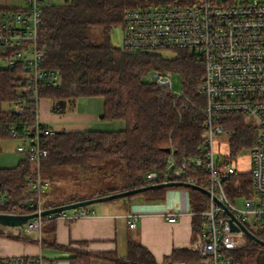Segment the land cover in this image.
Here are the masks:
<instances>
[{"label": "built area", "instance_id": "built-area-1", "mask_svg": "<svg viewBox=\"0 0 264 264\" xmlns=\"http://www.w3.org/2000/svg\"><path fill=\"white\" fill-rule=\"evenodd\" d=\"M24 8L0 13V70L23 68L27 84L17 88L20 100L12 108L14 114L25 116L32 111L31 121L24 120L9 128V135L18 141L17 153L29 164L24 192L17 198L0 192V214L31 215L16 233L41 245L43 226L56 219L78 221L92 213L86 207L41 216L45 211V195L52 182L43 175V164L48 152L42 146L45 137L58 131L46 127L39 118L41 91L56 87L61 82L57 71L46 69L45 52L39 49V29L44 6L49 0H27ZM123 51L150 53L187 51L197 53L203 60V72L196 94L201 101L190 105L204 117V147L200 154L177 158L171 150L162 173L145 176L147 186L158 183L183 182L199 186L210 194L208 208L192 210L198 230L186 249L190 259H166L164 264H238L236 254L247 245V233L264 236V2L243 1L221 3L219 0H198L187 6L138 7L129 9L123 18ZM148 81L167 87L178 98L183 91L172 88L171 72H151ZM34 105V108H30ZM240 115L254 132L252 145L240 137L242 145L233 152V131L224 128L222 116ZM230 137L226 143L230 154L220 158L215 150L217 138ZM250 143V140H249ZM251 149V170L239 172L232 164L237 152ZM248 173L251 197H230V177ZM204 177V178H203ZM160 181V182H159ZM239 188V182H234ZM245 198L239 208L236 200ZM237 228L232 230L230 222ZM169 222L178 219L176 213L167 215ZM130 229H136L137 218L129 216ZM33 237V238H32ZM1 264H42L40 258L14 257L2 259Z\"/></svg>", "mask_w": 264, "mask_h": 264}, {"label": "trees", "instance_id": "trees-1", "mask_svg": "<svg viewBox=\"0 0 264 264\" xmlns=\"http://www.w3.org/2000/svg\"><path fill=\"white\" fill-rule=\"evenodd\" d=\"M49 1L51 4L42 9L38 46L45 52V68L57 71L61 82L56 87L42 90L41 97L52 101L66 100L72 104L81 98H103L102 120L121 122L125 128L121 131L57 132L54 136L45 137L42 146L47 150L48 158L42 168L44 177L52 182L50 174L61 168L74 167L90 172L106 164H115L117 170L127 174L132 184L126 190H131L146 187L148 183L144 179L148 173L164 171L171 155L166 152L168 148L178 159L200 154L204 147V117L190 105L189 99L197 103L201 101L196 90L203 72L202 58L187 51H173L172 58L162 56L161 52L127 53L111 43V32L122 27L125 12L129 9L182 7L198 0ZM94 29L101 33L98 42L94 40ZM156 70L180 74L185 97L178 98L169 88L148 81V75ZM26 82L23 68L0 70V105L15 107L20 100L17 88L26 86ZM32 115L30 110L25 116L14 114L12 109L0 110V154L3 141L11 138L10 126L24 120L31 121ZM221 119L225 130L233 131V152L242 145L240 137L252 145L255 135L243 116L225 115ZM28 169L29 164L25 161H20L12 169L0 168V188L13 198L22 195ZM230 178L228 188L232 199L235 196L251 197L250 176L238 174ZM203 180L199 186H205ZM236 181L239 182L238 189L234 188ZM163 190L133 196L151 195ZM187 190L194 210L208 208L209 198L205 194ZM116 192L109 191L92 198ZM83 200L74 198L60 204ZM50 207H55V203H45V208ZM55 223V220L46 223L49 233H54ZM193 224L194 231H197L198 223ZM256 236L264 241L261 233ZM16 238L17 241L30 242L26 237ZM41 245H47L43 237ZM92 258L100 256L78 251L70 264H91ZM170 258L186 260L190 255L185 250H177ZM236 260L238 264H264V246L247 239V245L237 252ZM113 261L115 264H156L150 251L133 241L129 242L127 259L113 257Z\"/></svg>", "mask_w": 264, "mask_h": 264}, {"label": "crops", "instance_id": "crops-1", "mask_svg": "<svg viewBox=\"0 0 264 264\" xmlns=\"http://www.w3.org/2000/svg\"><path fill=\"white\" fill-rule=\"evenodd\" d=\"M26 5H28L27 0H0V13L24 8ZM81 99H85L89 105L92 104V111H84L79 115L68 117L70 125L61 129L51 127L48 121L53 118H49L48 121H44L46 127H51L58 132L70 133L93 131L97 126L99 129L97 131L124 130L125 125L121 122L102 120L103 98ZM61 115L58 114L59 121L63 119ZM0 161L4 166L0 168L12 169L22 161V156L18 154L15 158L8 160L1 158ZM48 194L49 190L45 195V203L49 202ZM65 201L66 199L56 201L55 207L69 204H60ZM194 209L190 191L181 187L167 188L163 192H153L151 195H138L118 201L98 203L88 209L92 214L87 218L73 222L56 219L54 233H49L50 229L45 224L42 237L47 241L46 246L33 243L34 241L30 239L29 243L9 241L8 246L13 247L12 254L7 253V257L0 259L28 257L40 258L42 264H70L71 258L75 257L78 251H88L100 256V258H92L91 264H97L98 261L115 264L113 257L127 259L131 240L150 251L153 257L167 259L177 250L186 251L190 245L194 235L193 223L196 221L190 213ZM169 213L178 215L176 222L168 221ZM129 216L137 218L136 229L129 228ZM0 233L4 232L0 229ZM16 237L14 235L11 238L17 239Z\"/></svg>", "mask_w": 264, "mask_h": 264}, {"label": "rangeland", "instance_id": "rangeland-1", "mask_svg": "<svg viewBox=\"0 0 264 264\" xmlns=\"http://www.w3.org/2000/svg\"><path fill=\"white\" fill-rule=\"evenodd\" d=\"M9 1V0H6ZM243 1L253 2L255 0H219L221 3H241ZM260 2H264V0H257ZM123 29L122 27H118L111 32V43L114 47L124 49L123 42ZM94 40L96 42L100 41L101 33L99 29H94L93 31ZM162 56L166 58L174 57V54L170 51L161 52ZM172 88L174 91H182V77L178 73L172 74ZM88 100V98H87ZM53 101L48 98H42L39 104V118L44 123L47 120L51 127L60 128L66 127L70 125V120L68 117L73 115H79L81 112H90L92 111V104H87L85 99L77 100L75 104L68 103L67 112L61 115L62 121L58 120V114L54 113L52 110ZM13 105H0V110H11ZM77 117V116H76ZM79 118V117H77ZM109 122V121H105ZM104 123V122H103ZM45 124V123H44ZM106 124V123H104ZM97 126V125H96ZM97 131L98 126L94 127L93 131ZM233 134V133H232ZM228 134H223L220 136V139L217 138L215 144V150L217 151L220 158L223 156H228L230 154L229 147L226 143L227 139H229ZM19 145L18 141L9 138L2 143V152L0 154V159H10L17 157V146ZM251 149L243 148L242 150L237 152L235 157V162L232 164L241 172H249L251 170ZM17 164V163H16ZM3 166L0 161V167ZM4 167V166H3ZM118 167L115 164H106L96 170H90V172H85L80 168L74 167H66L61 168L50 174V178L52 179V186L49 188V194L47 195V200L49 203H55L56 201L61 200H71L74 198L85 199L90 198L97 195H104L109 191H117L116 193L127 191L126 189L131 186V181L127 177V174L117 170ZM243 175H248V173H244ZM0 192H4L0 188ZM115 194V193H113ZM112 195V194H111ZM102 197V196H99ZM98 198V197H97ZM94 199V198H93ZM120 200L124 198H119ZM119 199L112 200L118 201ZM207 200V198L205 199ZM111 202V201H108ZM245 203V198H241L236 200V204L239 208L243 207ZM205 205V204H204ZM93 205H89L86 208L90 209ZM203 207V206H202ZM0 229L5 233H0V258L7 257V253L9 255L12 254L13 247L8 246L9 241H16L11 238L14 235H10L9 233H16L19 231L18 228H8L0 224ZM194 237V235H193ZM33 238V237H32ZM194 239V238H193ZM191 240V242L193 241ZM133 241V240H131ZM18 242V241H17ZM35 243V242H33ZM14 258V257H8ZM7 258V259H8ZM168 257L167 259H169ZM156 264H164L166 261V257H154ZM97 264H110L108 262L98 261Z\"/></svg>", "mask_w": 264, "mask_h": 264}, {"label": "water", "instance_id": "water-1", "mask_svg": "<svg viewBox=\"0 0 264 264\" xmlns=\"http://www.w3.org/2000/svg\"><path fill=\"white\" fill-rule=\"evenodd\" d=\"M67 105H68V103L66 100H60V101L54 100L52 103V110L56 114H64L67 112ZM166 152L170 153L171 149L168 148L166 150ZM173 187L192 189V190L199 191V192L205 194L206 196L210 195L206 189L199 187V186H196V185H193V184H189V183H183V182L158 183V184H152V185H149L146 187L135 188V189L127 190L124 192L115 193L112 195L102 196V197H98V198H94V199L91 198L89 200L73 202V203L65 204V205L58 206V207H50V208H47L45 211H43L41 213V216L47 217L50 214L53 215V214H57V213L67 211V210L79 209L82 207H87L89 205H95L98 203L108 202V201L116 200L119 198H127V197H130L133 195H137V194L147 192V191L167 189V188H173ZM36 216L38 217L37 213L31 214V215L0 214V224L5 226V227H8V228L9 227L10 228L23 227L27 223L28 220L36 218ZM229 216H230V222L232 224L233 217H232L231 213H229ZM241 228L247 233V237L249 239L260 244V246L261 245L264 246L263 240H260L256 235L249 232L244 226H241ZM232 230L233 231L237 230V228L233 224H232Z\"/></svg>", "mask_w": 264, "mask_h": 264}, {"label": "bare ground", "instance_id": "bare-ground-1", "mask_svg": "<svg viewBox=\"0 0 264 264\" xmlns=\"http://www.w3.org/2000/svg\"><path fill=\"white\" fill-rule=\"evenodd\" d=\"M165 262V261H164Z\"/></svg>", "mask_w": 264, "mask_h": 264}]
</instances>
